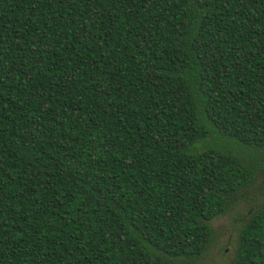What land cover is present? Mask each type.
<instances>
[{
  "label": "trees",
  "instance_id": "obj_1",
  "mask_svg": "<svg viewBox=\"0 0 264 264\" xmlns=\"http://www.w3.org/2000/svg\"><path fill=\"white\" fill-rule=\"evenodd\" d=\"M263 169L264 0H0V264L192 261Z\"/></svg>",
  "mask_w": 264,
  "mask_h": 264
},
{
  "label": "rangeland",
  "instance_id": "obj_2",
  "mask_svg": "<svg viewBox=\"0 0 264 264\" xmlns=\"http://www.w3.org/2000/svg\"><path fill=\"white\" fill-rule=\"evenodd\" d=\"M231 198L232 206L209 221L211 239L202 254L180 264H231L238 230L247 219V207L255 206L264 198V169L256 173L251 188L246 186Z\"/></svg>",
  "mask_w": 264,
  "mask_h": 264
}]
</instances>
